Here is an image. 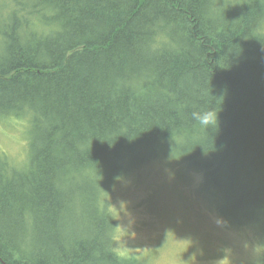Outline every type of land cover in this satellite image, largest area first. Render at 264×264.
Segmentation results:
<instances>
[{"label":"trees","instance_id":"16d2710c","mask_svg":"<svg viewBox=\"0 0 264 264\" xmlns=\"http://www.w3.org/2000/svg\"><path fill=\"white\" fill-rule=\"evenodd\" d=\"M11 120L30 127L24 162L0 149V264H145L120 254L111 191L156 160L264 236V0H0Z\"/></svg>","mask_w":264,"mask_h":264},{"label":"rangeland","instance_id":"374dc122","mask_svg":"<svg viewBox=\"0 0 264 264\" xmlns=\"http://www.w3.org/2000/svg\"><path fill=\"white\" fill-rule=\"evenodd\" d=\"M29 125L0 122V149L17 163L27 158ZM203 180L178 159L152 161L116 181L111 195L122 233L120 251L145 264H261L260 229L226 223ZM101 206L97 202L99 212Z\"/></svg>","mask_w":264,"mask_h":264},{"label":"clouds","instance_id":"9594fccd","mask_svg":"<svg viewBox=\"0 0 264 264\" xmlns=\"http://www.w3.org/2000/svg\"><path fill=\"white\" fill-rule=\"evenodd\" d=\"M191 118L201 129H208L210 127H214L218 123V113L213 109L193 111L191 113ZM119 237L120 233L118 232L117 239H119ZM120 254L127 255L126 252H121Z\"/></svg>","mask_w":264,"mask_h":264}]
</instances>
